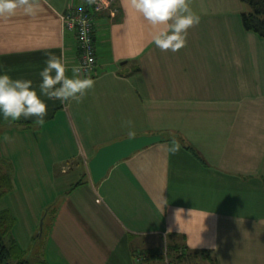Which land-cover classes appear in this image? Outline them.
<instances>
[{
    "label": "crops",
    "instance_id": "obj_1",
    "mask_svg": "<svg viewBox=\"0 0 264 264\" xmlns=\"http://www.w3.org/2000/svg\"><path fill=\"white\" fill-rule=\"evenodd\" d=\"M242 2L191 0L201 20L175 53L151 43L154 29L121 0L115 15H96L95 86L83 102L41 96L45 124L21 118L0 137L16 173L6 203L31 228L26 243L15 233L25 253L37 236L36 260L138 264L141 245L151 264L146 251L169 242L191 254L181 264H264V36L244 27ZM91 3L39 0L34 15L0 18V72L39 93L55 55L71 77L81 51L62 14ZM130 131L167 139L94 183L90 158Z\"/></svg>",
    "mask_w": 264,
    "mask_h": 264
},
{
    "label": "clouds",
    "instance_id": "obj_2",
    "mask_svg": "<svg viewBox=\"0 0 264 264\" xmlns=\"http://www.w3.org/2000/svg\"><path fill=\"white\" fill-rule=\"evenodd\" d=\"M91 2V0H90ZM125 10L138 13L154 31L151 43L161 51L178 52L187 46L188 30L200 23L201 17L190 7L191 0H121ZM39 0H0V18H9L23 9L27 15H34ZM66 61L62 57L49 55L45 67L39 72L41 82L39 93L30 79L12 78L9 74H0V114L5 121H19L34 118L38 126L45 124L47 104L41 96L56 99L63 104L82 103L89 90L95 86V80L82 75L80 67L71 69L72 76L66 72ZM125 126L131 127L132 121L126 120ZM129 132V135H133ZM10 138L5 136V140ZM172 151L178 150L173 141Z\"/></svg>",
    "mask_w": 264,
    "mask_h": 264
},
{
    "label": "trees",
    "instance_id": "obj_3",
    "mask_svg": "<svg viewBox=\"0 0 264 264\" xmlns=\"http://www.w3.org/2000/svg\"><path fill=\"white\" fill-rule=\"evenodd\" d=\"M241 1L245 6L242 11L244 27L264 36V0ZM14 174H16L14 162L0 153V198L13 190ZM16 220L10 208L0 209V264H47L48 262L45 260H32L26 256L27 253L13 234ZM165 247L168 248L167 251L172 264H181L184 258L191 255L184 252L185 249L177 243L173 245L168 242ZM203 252L205 253L206 250ZM207 256L209 257L208 254ZM211 258L209 257V259Z\"/></svg>",
    "mask_w": 264,
    "mask_h": 264
},
{
    "label": "built area",
    "instance_id": "obj_4",
    "mask_svg": "<svg viewBox=\"0 0 264 264\" xmlns=\"http://www.w3.org/2000/svg\"><path fill=\"white\" fill-rule=\"evenodd\" d=\"M116 0H92L91 5L85 9L68 10L62 14L64 26L76 30L79 47H80V60L76 67H80L82 75H94L97 66L96 47L94 39L95 19L96 15L104 10H110L113 15L118 12L115 5ZM168 249V248H167ZM167 255V264H172Z\"/></svg>",
    "mask_w": 264,
    "mask_h": 264
},
{
    "label": "water",
    "instance_id": "obj_5",
    "mask_svg": "<svg viewBox=\"0 0 264 264\" xmlns=\"http://www.w3.org/2000/svg\"><path fill=\"white\" fill-rule=\"evenodd\" d=\"M167 137L161 133L126 136L100 146L95 155L88 161L89 171L94 183L98 184L106 178L108 172L119 161L134 152L151 144L165 141Z\"/></svg>",
    "mask_w": 264,
    "mask_h": 264
},
{
    "label": "rangeland",
    "instance_id": "obj_6",
    "mask_svg": "<svg viewBox=\"0 0 264 264\" xmlns=\"http://www.w3.org/2000/svg\"><path fill=\"white\" fill-rule=\"evenodd\" d=\"M245 7V6H244ZM70 9V8H69ZM245 9V8H244ZM70 10H74V9H70ZM67 12V11H66ZM65 12V13H66ZM65 13H63V14H65ZM69 29H71V28H69ZM71 30H73L74 31V33H75V36H77V32H76V30H75V28L74 29H71ZM0 74H2L1 72H0ZM12 122H16V121H5L4 119H3V116H2V114H0V137H2V135L4 134V132L7 130V128H9V127H7L8 125H10V123H12ZM19 123V122H18ZM0 151H1V149H0ZM9 193V192H8ZM7 193V194H8ZM3 195L1 198H0V208H8V203H6L7 201H8V199L10 200V196H8V195ZM10 208H14V207H10ZM17 208V207H16ZM14 209H11V211L14 213V215H15V217H16V222H15V225H14V230H15V232H13V234H14V237L15 238H17L18 239V237H17V235L15 234V233H17L19 236H20V240H21V242H24V243H26V237H25V235H27L28 234V236L27 237H29V236H31L30 235V232H31V228H28V229H23L25 226H23V228L21 227L20 228V226L21 225H25V221L24 222H22V220L23 219H25V217H23V216H21L20 214H18L17 213V211H13ZM16 210V209H15ZM20 210V209H19ZM23 218V219H22ZM23 223V224H22ZM27 226H29L30 227V225H27ZM34 229V228H33ZM35 231V230H34ZM36 232V231H35ZM35 232H33V233H35ZM16 239V240H17ZM34 240V241H33ZM36 241V242H35ZM27 244H26V248H28L27 249V253H28V255H27V257H29L30 259H32V260H34V259H37V257H41V255H42V253H39V252H37L38 251V246L40 245V244H42V242H40L39 241V238L37 237V236H35L33 239H30V240H27ZM37 242H39V244L37 243ZM167 245V243H165V245H161V246H158V243H155V246H154V249L153 250H150V251H146L147 253L148 252H150V255L152 256V258H151V260H152V263L151 264H167V255H165V257H164V255H163V250H164V252L166 251V246ZM165 248V249H164ZM145 248L144 247H142L141 245L140 246H135L134 247V250L137 252L136 254H135V257L136 256H140V255H142V258H143V260H141V261H139L138 262V264H148L147 263V261L145 260V257L146 256H144V253H143V250H144ZM133 250V251H134ZM152 252V253H151ZM162 252V253H161ZM161 253V254H160ZM169 254V253H168ZM147 255V254H146ZM168 257H169V255H168ZM43 258V257H42ZM144 261H146V262H144ZM142 262V263H141ZM52 264H70V263H56V262H51ZM51 263H47V264H51Z\"/></svg>",
    "mask_w": 264,
    "mask_h": 264
},
{
    "label": "bare ground",
    "instance_id": "obj_7",
    "mask_svg": "<svg viewBox=\"0 0 264 264\" xmlns=\"http://www.w3.org/2000/svg\"><path fill=\"white\" fill-rule=\"evenodd\" d=\"M167 254H168V251H167ZM165 255H166V251H165Z\"/></svg>",
    "mask_w": 264,
    "mask_h": 264
}]
</instances>
